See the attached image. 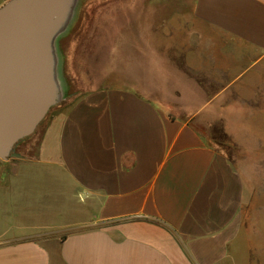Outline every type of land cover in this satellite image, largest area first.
Returning a JSON list of instances; mask_svg holds the SVG:
<instances>
[{"label": "crops", "instance_id": "1", "mask_svg": "<svg viewBox=\"0 0 264 264\" xmlns=\"http://www.w3.org/2000/svg\"><path fill=\"white\" fill-rule=\"evenodd\" d=\"M165 4L120 85L67 95L76 23L54 35L61 100L0 161V264H264V0Z\"/></svg>", "mask_w": 264, "mask_h": 264}, {"label": "water", "instance_id": "2", "mask_svg": "<svg viewBox=\"0 0 264 264\" xmlns=\"http://www.w3.org/2000/svg\"><path fill=\"white\" fill-rule=\"evenodd\" d=\"M78 0H9L0 7V159L61 100L51 43ZM59 84V85H58Z\"/></svg>", "mask_w": 264, "mask_h": 264}, {"label": "rangeland", "instance_id": "3", "mask_svg": "<svg viewBox=\"0 0 264 264\" xmlns=\"http://www.w3.org/2000/svg\"><path fill=\"white\" fill-rule=\"evenodd\" d=\"M165 1L78 0L71 15V22L76 23L71 36L76 47L65 64L67 95L78 96L100 86L120 85L127 82L125 77L129 72L142 78L144 63L138 59L143 58L145 31L144 26L140 29V25H153L147 33H150L159 52L161 38L160 30L156 28L167 20L170 11ZM129 4L136 5L133 13L127 8ZM152 65L153 75L158 77L166 63L156 61ZM49 111L34 133L19 141L11 153L27 158L34 156L46 119L50 116Z\"/></svg>", "mask_w": 264, "mask_h": 264}]
</instances>
